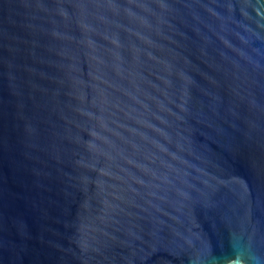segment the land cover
<instances>
[{
  "label": "water",
  "instance_id": "water-1",
  "mask_svg": "<svg viewBox=\"0 0 264 264\" xmlns=\"http://www.w3.org/2000/svg\"><path fill=\"white\" fill-rule=\"evenodd\" d=\"M0 264H264V0H0Z\"/></svg>",
  "mask_w": 264,
  "mask_h": 264
}]
</instances>
